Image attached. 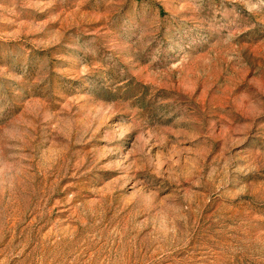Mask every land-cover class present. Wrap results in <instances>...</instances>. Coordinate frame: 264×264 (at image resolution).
Here are the masks:
<instances>
[{"label":"rangeland","instance_id":"374dc122","mask_svg":"<svg viewBox=\"0 0 264 264\" xmlns=\"http://www.w3.org/2000/svg\"><path fill=\"white\" fill-rule=\"evenodd\" d=\"M0 264H264V0H0Z\"/></svg>","mask_w":264,"mask_h":264}]
</instances>
